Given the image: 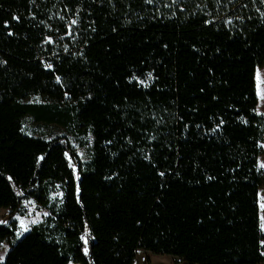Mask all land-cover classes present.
Instances as JSON below:
<instances>
[{"label": "trees", "instance_id": "obj_1", "mask_svg": "<svg viewBox=\"0 0 264 264\" xmlns=\"http://www.w3.org/2000/svg\"><path fill=\"white\" fill-rule=\"evenodd\" d=\"M262 66L264 0H0L9 243L25 200L43 194L49 212L27 236L56 249L55 264H136L140 249L264 261ZM69 134H91L88 160ZM64 153L79 174L68 167L71 189ZM57 183L62 201L50 197Z\"/></svg>", "mask_w": 264, "mask_h": 264}, {"label": "rangeland", "instance_id": "obj_2", "mask_svg": "<svg viewBox=\"0 0 264 264\" xmlns=\"http://www.w3.org/2000/svg\"><path fill=\"white\" fill-rule=\"evenodd\" d=\"M257 88H258V94H259V104H258V110L261 112H264V66L258 67L257 68ZM35 100H40L39 97H36ZM25 125L26 129L28 131H36V132H41L49 135V131L51 129H47V127L42 126L37 124L35 121L32 120L30 117L25 118ZM63 128H57L56 131L53 133H64ZM69 137L71 139L72 144L75 146L79 157L81 160L86 161L89 159L90 156V145L92 141V136L91 134H69ZM61 149L57 148L55 150L56 154ZM54 155V156H55ZM64 168L62 169V172L60 173V178H64L70 188V178L68 177V167H72V170L76 173V176H79L77 168L75 163L73 162L72 158L67 154L64 153ZM56 160L57 157H54ZM260 165L264 168V155L260 157ZM60 183L56 184V188L52 190L50 193V197L52 200L56 201H62L64 197V192L63 189L59 187ZM77 188L75 187L73 189V192ZM71 192V190H70ZM44 200V195L42 194L41 197L37 198H30L25 200V206L27 209V213L25 215H16V222H17V232L16 235L19 236H26L30 233V227L33 223L41 220L44 216L48 214V210L44 207H41L40 205L43 203ZM9 203L8 199H4V201L0 202V235H5L9 234L7 231H5V225L9 222L8 221V208H9ZM260 210H261V224L264 229V187L260 189ZM66 223L68 226H70L71 223H73V212H72V207L68 211V215L66 216ZM77 231L81 228L80 223L78 222L77 224ZM80 231V230H79ZM82 235L84 237V240L87 241L89 238V229L83 228L82 230ZM10 236H13V234H10ZM6 241V240H5ZM3 241V242H5ZM8 242V241H6ZM10 242V241H9ZM8 242V247H12V245ZM264 242V240H263ZM87 248V247H86ZM1 251V249H0ZM41 251V250H40ZM47 257L45 259L44 264H55V258L51 252H48ZM137 261V260H136ZM144 264H188L187 261H184L180 259L177 256H172L169 254H156L152 253L150 254L148 252V260Z\"/></svg>", "mask_w": 264, "mask_h": 264}, {"label": "crops", "instance_id": "obj_3", "mask_svg": "<svg viewBox=\"0 0 264 264\" xmlns=\"http://www.w3.org/2000/svg\"><path fill=\"white\" fill-rule=\"evenodd\" d=\"M6 241H10L13 236L10 234L2 235ZM0 244V264H44L47 253L51 252L56 260L58 252L56 249L41 244L29 236H19L18 241L12 247H8V242ZM41 250L40 253L36 251ZM143 252V249H140ZM152 254L151 251H148ZM67 264H81V256L69 258ZM137 264V262H136Z\"/></svg>", "mask_w": 264, "mask_h": 264}, {"label": "built area", "instance_id": "obj_4", "mask_svg": "<svg viewBox=\"0 0 264 264\" xmlns=\"http://www.w3.org/2000/svg\"><path fill=\"white\" fill-rule=\"evenodd\" d=\"M136 260L137 264H144L148 260V252L145 250L143 252L138 251L136 255ZM259 264H264V261Z\"/></svg>", "mask_w": 264, "mask_h": 264}]
</instances>
